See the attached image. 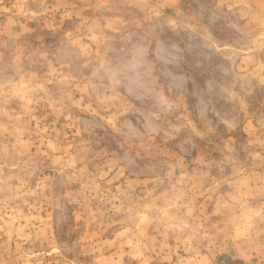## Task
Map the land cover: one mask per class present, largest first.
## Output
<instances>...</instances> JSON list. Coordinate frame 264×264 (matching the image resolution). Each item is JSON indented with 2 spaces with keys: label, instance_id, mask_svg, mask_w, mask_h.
<instances>
[{
  "label": "rangeland",
  "instance_id": "rangeland-1",
  "mask_svg": "<svg viewBox=\"0 0 264 264\" xmlns=\"http://www.w3.org/2000/svg\"><path fill=\"white\" fill-rule=\"evenodd\" d=\"M0 264H264V0H0Z\"/></svg>",
  "mask_w": 264,
  "mask_h": 264
}]
</instances>
